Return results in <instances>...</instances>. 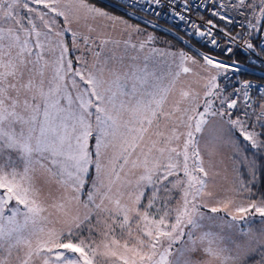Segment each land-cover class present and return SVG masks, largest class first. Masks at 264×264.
I'll list each match as a JSON object with an SVG mask.
<instances>
[{"label":"snow or ice","instance_id":"6c2138e0","mask_svg":"<svg viewBox=\"0 0 264 264\" xmlns=\"http://www.w3.org/2000/svg\"><path fill=\"white\" fill-rule=\"evenodd\" d=\"M0 264H264V0H0Z\"/></svg>","mask_w":264,"mask_h":264},{"label":"built area","instance_id":"2783aa9c","mask_svg":"<svg viewBox=\"0 0 264 264\" xmlns=\"http://www.w3.org/2000/svg\"><path fill=\"white\" fill-rule=\"evenodd\" d=\"M165 12L167 11L166 9L164 10ZM194 17H195V14H193ZM146 19H149V20H155V22L161 24V25H165V26H170L171 28L175 29L177 32H179L180 34L184 35L183 31L181 30V28L179 27H175L173 22L171 21H168L167 17L166 16H162L161 18H159L158 20H156L155 17L153 16H147ZM175 24L176 25H179V21H175Z\"/></svg>","mask_w":264,"mask_h":264},{"label":"trees","instance_id":"16d2710c","mask_svg":"<svg viewBox=\"0 0 264 264\" xmlns=\"http://www.w3.org/2000/svg\"><path fill=\"white\" fill-rule=\"evenodd\" d=\"M167 28H171L170 26H166ZM173 29V28H172ZM173 31H175L176 33H177V35H181L182 36V34H180L179 32H177L175 29H173ZM164 34V33H163ZM167 37L169 38V40L173 43V44H175L177 47H182L183 45L178 41V40H176L173 36H171V35H167ZM185 38H187V37H185ZM241 59H244V57H241Z\"/></svg>","mask_w":264,"mask_h":264},{"label":"rangeland","instance_id":"374dc122","mask_svg":"<svg viewBox=\"0 0 264 264\" xmlns=\"http://www.w3.org/2000/svg\"><path fill=\"white\" fill-rule=\"evenodd\" d=\"M163 27H166V26L164 25ZM158 35H160L163 39L170 41L169 38L165 36L162 32L158 33ZM97 239H99V237H97Z\"/></svg>","mask_w":264,"mask_h":264}]
</instances>
